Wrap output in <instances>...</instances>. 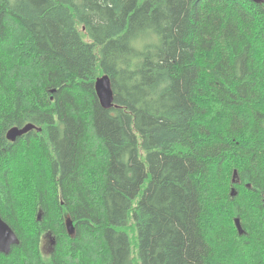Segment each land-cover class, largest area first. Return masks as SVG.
I'll return each mask as SVG.
<instances>
[{
	"label": "trees",
	"instance_id": "trees-1",
	"mask_svg": "<svg viewBox=\"0 0 264 264\" xmlns=\"http://www.w3.org/2000/svg\"><path fill=\"white\" fill-rule=\"evenodd\" d=\"M0 216V264H264V3L0 0Z\"/></svg>",
	"mask_w": 264,
	"mask_h": 264
},
{
	"label": "water",
	"instance_id": "water-1",
	"mask_svg": "<svg viewBox=\"0 0 264 264\" xmlns=\"http://www.w3.org/2000/svg\"><path fill=\"white\" fill-rule=\"evenodd\" d=\"M255 3H264V0H250ZM96 91L99 97V100L105 109H111L114 104V92L111 85V80L109 77L105 76L97 80ZM37 130L41 132V129H38L35 125L27 124L26 126L12 127L6 134L7 140L10 142H16L18 138L23 137L29 132ZM237 172L234 174L233 181L236 182ZM232 196H236V190L233 189ZM235 225L238 229L240 235L244 234L243 227L239 218L235 219ZM67 229L69 234L72 236L75 232L73 223L67 221ZM20 240L15 233V231L1 218L0 216V253L4 255H9L14 246H19Z\"/></svg>",
	"mask_w": 264,
	"mask_h": 264
},
{
	"label": "rangeland",
	"instance_id": "rangeland-1",
	"mask_svg": "<svg viewBox=\"0 0 264 264\" xmlns=\"http://www.w3.org/2000/svg\"><path fill=\"white\" fill-rule=\"evenodd\" d=\"M52 244L55 246V243L52 242L51 238L49 237L48 239L45 240V245H44V249H45V253L49 254ZM51 245V246H50Z\"/></svg>",
	"mask_w": 264,
	"mask_h": 264
},
{
	"label": "flooded vegetation",
	"instance_id": "flooded-vegetation-1",
	"mask_svg": "<svg viewBox=\"0 0 264 264\" xmlns=\"http://www.w3.org/2000/svg\"><path fill=\"white\" fill-rule=\"evenodd\" d=\"M54 246V245H53Z\"/></svg>",
	"mask_w": 264,
	"mask_h": 264
}]
</instances>
